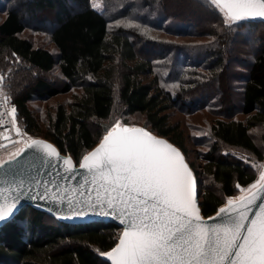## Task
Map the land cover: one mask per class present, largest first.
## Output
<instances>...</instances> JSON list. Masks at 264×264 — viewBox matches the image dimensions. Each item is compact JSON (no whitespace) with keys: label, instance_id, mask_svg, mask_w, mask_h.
Listing matches in <instances>:
<instances>
[{"label":"trees","instance_id":"16d2710c","mask_svg":"<svg viewBox=\"0 0 264 264\" xmlns=\"http://www.w3.org/2000/svg\"><path fill=\"white\" fill-rule=\"evenodd\" d=\"M194 1L196 10L170 0H101V9L91 0H0V76L23 132L51 140L77 162L117 122L166 136L190 163L208 216L240 193L237 185L247 188L260 175L237 153L264 160V20L225 24L211 0ZM26 29L47 34L55 50L35 44L23 35ZM151 31L207 39L181 41ZM235 51L248 56L236 88L239 104L229 110L222 94L210 88ZM55 69L58 82L37 75L23 85L29 70ZM73 88L80 93L58 103L42 121L29 105ZM214 101L213 113L220 116L206 120L207 132L195 139L207 146L199 149L203 163L197 166L168 110L181 102L184 113L191 103V112L211 109ZM238 112L245 118H237ZM138 114L142 122L130 119ZM120 231L113 222H67L26 205L0 226V264H110L103 253Z\"/></svg>","mask_w":264,"mask_h":264},{"label":"snow or ice","instance_id":"6c2138e0","mask_svg":"<svg viewBox=\"0 0 264 264\" xmlns=\"http://www.w3.org/2000/svg\"><path fill=\"white\" fill-rule=\"evenodd\" d=\"M211 3L224 14L225 24L264 19V0H211ZM128 26L138 25L129 22ZM3 115L0 112V117ZM8 115L17 136H21L14 106ZM3 123L0 119V125ZM24 144L8 160H0V169L8 165L10 172L26 150L35 149L47 158L46 166L48 160L55 158L63 172L74 173L71 157L61 158L52 144L32 138ZM79 169L86 170L91 177L79 185L81 189L88 186L80 195L95 193L96 203L107 206L125 225L119 242L104 254L111 264H264V202L258 205V211L251 212L264 194V171L249 188L237 185L247 194L230 198L214 217L208 218L213 221L209 223L200 215L193 175L182 154L143 128L121 126L117 122L100 145L83 156ZM69 178L76 179L75 175L64 177ZM23 188L22 180L8 181L7 188H0V222L14 214L20 195L29 194L21 193ZM43 188V192L37 190L41 200H64L60 193L68 191L54 182L49 187L47 181ZM10 191L17 193L11 201L4 195ZM68 202H72L70 197Z\"/></svg>","mask_w":264,"mask_h":264},{"label":"water","instance_id":"95a60500","mask_svg":"<svg viewBox=\"0 0 264 264\" xmlns=\"http://www.w3.org/2000/svg\"><path fill=\"white\" fill-rule=\"evenodd\" d=\"M259 19H261V18H255L254 20H259ZM262 20H264V19H262ZM119 124L121 126L143 128L147 132L152 134L153 136L167 141L168 143L173 145L182 154V156L184 157V161L187 163V165H188V167H189V169L193 175V179L195 182V188H196V203H197V206L199 208L200 215L209 223H212L213 221H209L208 218L214 217L216 212L219 210V208L223 207L230 198L235 199L241 195L247 194V193L240 192L237 196H232V197L227 198L226 202L223 203L222 205H220L218 207L217 211H215L211 215L205 216L202 213V210L200 207L199 192H198L197 180H196L195 173H194L190 163L185 158V155L182 152V150L177 145L172 143L166 136L157 135V134L151 132L150 130L144 128L141 125H127V124H122L120 122H119ZM115 125H113L112 127H114ZM111 128L108 131H110ZM107 132L104 135H106ZM104 135H103V137H104ZM103 137L97 142V144H95L84 155H87L88 153L94 151L102 142ZM29 138L43 140L47 143L52 144L53 147H55L57 149L61 158L71 157V159L73 160V166H74L75 171L72 174L63 172L61 167H60L59 162L55 158L48 160V163L46 166L45 160L47 158L43 155V153L37 152L35 149L26 150L25 154L20 158V163L18 165H15L10 172H8V168H9L8 165L5 166V169H0V188H7L8 187V181H12L13 183H16V182L22 180V181H24V188L21 189L20 192L21 193H24V192L29 193L27 195H20V197H19L20 202L18 204L17 209L14 211L13 215H15L24 206L32 205V206L37 207L39 209L46 210V211L52 213L53 215H55L56 217H58L59 219L67 221V222H86V221L113 222V223L119 225L121 228L119 238L116 242V244H117L119 242V239H120V237L124 231V228H125V225L121 224V222H120L121 218L118 215L112 214L110 212V210L107 208V206H101L100 204H97L95 201V193H92L91 196H89L87 194L84 196L80 195L81 192H85V189L88 186L86 185L84 189H81V188H79V185L84 183L85 178H87L89 180L91 179L90 175L87 173L86 170L79 169V163L82 160L84 155L77 162L70 153H63L58 148V146L54 142H52L51 140L44 138V137H41V136H35V137H29ZM29 138L26 141H29ZM22 147H25L24 142L21 143L14 151H16L17 149L22 148ZM14 151H12V152H14ZM11 153L5 154L4 156L0 157V160H8ZM53 163H56L57 166L53 167L52 166ZM57 173H59V175H57ZM71 175H75L76 179L75 180H72L70 178L67 180L64 179L65 176L70 177ZM37 181H39L40 183L37 184L36 183ZM45 181L48 182L49 187H52L53 182H54L55 185L59 186L61 189L67 188L68 191L66 193H64L63 191H61V193H60L62 196L65 197V199L64 200H59V199H54V198L50 199V200L39 199L37 196V190H39L40 192L44 191L43 185H44ZM249 187L250 186H248L247 188H249ZM73 189H76V191H73ZM53 191H55V188L53 189ZM4 195L8 198L9 201H11L12 197L16 196L17 193L10 191V192H6ZM69 197L71 198V201H72L71 204H69V202H68ZM0 202H2V200H0ZM261 202H264V194L261 195V200L257 201L256 206L252 207V209H251L252 213H255L256 211L259 210L258 205ZM106 212H108L109 214H105ZM11 217H9V218H11ZM7 220L0 222V226L3 225V223H5ZM116 244L113 247H115ZM111 249L103 253V257L106 258L110 262V264H111V261L104 254L111 251Z\"/></svg>","mask_w":264,"mask_h":264},{"label":"rangeland","instance_id":"374dc122","mask_svg":"<svg viewBox=\"0 0 264 264\" xmlns=\"http://www.w3.org/2000/svg\"><path fill=\"white\" fill-rule=\"evenodd\" d=\"M170 1H171L170 5H174V6L179 5L183 10H196L198 7L197 2L194 0H170ZM91 2L94 8L96 9L102 8L101 0H91ZM2 16L3 15L0 13V19L2 18ZM152 30H155V29H152ZM149 33L157 37H163V38L181 40V41H206L204 39H207V37L196 38L195 36L176 37L173 35L165 34L163 31H160V32L151 31ZM23 35L31 38L35 44H38V45L41 44V45L46 46L50 50H53V51L55 50L54 47L52 46L53 44L50 42L49 36L43 32L26 29ZM140 47H141L140 43H137L136 48H138L141 51L140 54L142 53L145 54L146 52L142 51ZM247 56H248L247 53L238 54L236 51L232 52V56H231V53L230 54L228 53L227 57L228 59H230V63H228V66L227 65L224 66V69L222 71L224 74L221 76V78L218 81H215L210 88V89L216 90L215 92L222 94L220 98L224 99V102H225V105L223 107L229 110L232 106L239 104L238 102L239 95L237 94L238 91H236V88L241 86L240 80L242 78L239 75L245 72V69H244L245 66L243 63V59L247 58ZM234 57H237V58H234ZM37 75H40L43 78H46L47 81H50L52 83H55L57 79L60 77V73L56 69L51 72H40V71L37 72L35 70H29L27 79L23 83V85L25 84L26 86L31 85L35 80V76ZM0 77L4 79L3 75ZM3 79L0 80V98L5 99V97H8L7 100L10 101L11 100L10 96L7 94L6 90L3 88V82H2ZM145 79L146 80L150 79V76L146 77ZM80 91H81L80 88H73L69 92L58 94L50 98H42V99L34 98L33 100L29 102V105L31 109L33 110V112L40 118L39 120L42 121L41 118L43 117V115L48 113V111H51V112L54 111V108L58 103L60 102L67 103L71 101V99L73 98V94L80 93ZM215 94H216V99H217V96L219 97V94L217 93ZM216 104L217 102L211 107V109L201 108L198 111L191 112L190 111L192 107V103H191L187 107L188 108L187 112L184 113L185 111L182 112V110L184 109L182 108L183 104L181 102L178 108H172L168 110L170 120L172 122L179 123L181 130H182L183 137H185L184 142L187 148L188 155L190 159L194 161L195 165L197 166L203 163V159L199 155V152H200L199 149L203 150L207 146L201 143L200 144L197 143L195 139L200 137L201 134H204L207 132L208 127L210 125L207 121H211L215 117L217 118L218 115L220 116V114L218 113L217 114L213 113L214 109L218 108ZM225 111H228V110H225ZM235 116L239 119L245 118V116L240 112H238ZM143 118H144L143 116L138 114V115H134L130 119L131 120L136 119L139 122H142ZM17 126L20 127L21 132L23 134V127L18 123V121H17ZM29 137L31 136L28 133H25V135H22V136H19L18 138L13 139L10 143L8 144L4 143L5 145H1L0 146V157L14 151L21 143H23L26 140V138L28 139ZM201 139L202 141H204V138H201ZM13 141H19V142L13 143ZM237 154L243 156L245 160H248V162L251 163L255 169H257L258 173H261L262 171H264V160L250 158L248 155H242L239 152ZM256 181H254L253 183H255ZM240 188H244V187H240Z\"/></svg>","mask_w":264,"mask_h":264},{"label":"built area","instance_id":"2783aa9c","mask_svg":"<svg viewBox=\"0 0 264 264\" xmlns=\"http://www.w3.org/2000/svg\"><path fill=\"white\" fill-rule=\"evenodd\" d=\"M0 105H3V107H0V112H4V115L0 117V119L4 121L3 125H0V146H1L10 143L13 139L18 138L19 136H17L15 129L12 127V123H11L12 117L8 115V113L11 111L10 103L8 101H5V99L0 98ZM22 135H25V133L23 132ZM4 137H10V139H5Z\"/></svg>","mask_w":264,"mask_h":264},{"label":"bare ground","instance_id":"6f19581e","mask_svg":"<svg viewBox=\"0 0 264 264\" xmlns=\"http://www.w3.org/2000/svg\"><path fill=\"white\" fill-rule=\"evenodd\" d=\"M86 222H88V221H86ZM73 223H79V222H73Z\"/></svg>","mask_w":264,"mask_h":264}]
</instances>
